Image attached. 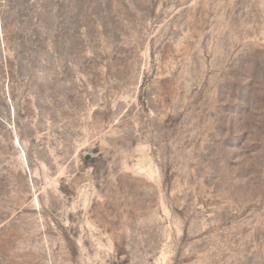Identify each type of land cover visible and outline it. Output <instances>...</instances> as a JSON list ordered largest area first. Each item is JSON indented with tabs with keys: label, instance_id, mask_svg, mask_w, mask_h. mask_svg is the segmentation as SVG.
Wrapping results in <instances>:
<instances>
[{
	"label": "rangeland",
	"instance_id": "1",
	"mask_svg": "<svg viewBox=\"0 0 264 264\" xmlns=\"http://www.w3.org/2000/svg\"><path fill=\"white\" fill-rule=\"evenodd\" d=\"M0 264H264V0H0Z\"/></svg>",
	"mask_w": 264,
	"mask_h": 264
}]
</instances>
